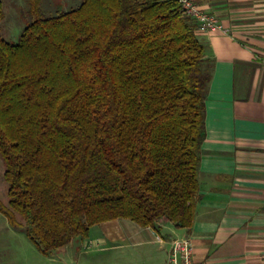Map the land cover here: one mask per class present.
Here are the masks:
<instances>
[{"label":"trees","instance_id":"1","mask_svg":"<svg viewBox=\"0 0 264 264\" xmlns=\"http://www.w3.org/2000/svg\"><path fill=\"white\" fill-rule=\"evenodd\" d=\"M28 1L0 35L9 224L45 256L113 219L189 229L211 77L195 22L177 0Z\"/></svg>","mask_w":264,"mask_h":264},{"label":"crops","instance_id":"2","mask_svg":"<svg viewBox=\"0 0 264 264\" xmlns=\"http://www.w3.org/2000/svg\"><path fill=\"white\" fill-rule=\"evenodd\" d=\"M192 1L226 29L195 32L211 77L192 226L162 220L156 233L127 219H113L98 223V239L148 264H165L168 239L183 236L191 238L197 260L264 264V0ZM71 241L43 255L47 259L42 264H76L88 251Z\"/></svg>","mask_w":264,"mask_h":264},{"label":"rangeland","instance_id":"3","mask_svg":"<svg viewBox=\"0 0 264 264\" xmlns=\"http://www.w3.org/2000/svg\"><path fill=\"white\" fill-rule=\"evenodd\" d=\"M2 2L3 17L0 20V35L7 41L18 40L23 27L29 22L28 0H0ZM80 0H42V10L45 15H54L58 8L68 10L76 6ZM4 161L0 155V206H7L8 184L4 179ZM18 222L21 218L16 215ZM102 235L101 224H95L89 229V238L94 240L81 241L73 238L71 244L78 245L82 251L88 252L75 259L76 264H148L147 260L127 250L120 254L119 249L113 250V245L106 240L100 243L98 237ZM84 246H89L84 248ZM47 258L41 254L28 239L21 227H12L5 215L0 211V264H42ZM130 259V262H129ZM46 264H48L46 262Z\"/></svg>","mask_w":264,"mask_h":264},{"label":"built area","instance_id":"4","mask_svg":"<svg viewBox=\"0 0 264 264\" xmlns=\"http://www.w3.org/2000/svg\"><path fill=\"white\" fill-rule=\"evenodd\" d=\"M182 13L195 22L197 32H226L218 18L202 10L192 0H177ZM156 239L162 242L164 239L156 235ZM165 264H212L209 259L197 260L194 253V244L188 236L170 237ZM264 257V253H263Z\"/></svg>","mask_w":264,"mask_h":264}]
</instances>
